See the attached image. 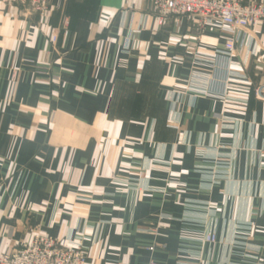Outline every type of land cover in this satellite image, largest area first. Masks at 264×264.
Masks as SVG:
<instances>
[{
  "label": "crops",
  "instance_id": "0c3cea01",
  "mask_svg": "<svg viewBox=\"0 0 264 264\" xmlns=\"http://www.w3.org/2000/svg\"><path fill=\"white\" fill-rule=\"evenodd\" d=\"M151 10L0 2V254L40 234L87 264H264V26L229 59Z\"/></svg>",
  "mask_w": 264,
  "mask_h": 264
},
{
  "label": "built area",
  "instance_id": "2783aa9c",
  "mask_svg": "<svg viewBox=\"0 0 264 264\" xmlns=\"http://www.w3.org/2000/svg\"><path fill=\"white\" fill-rule=\"evenodd\" d=\"M152 5L153 15L160 26L170 20L180 22L188 19L197 33L206 30L227 35L225 49L221 55L231 59L236 49L234 35L239 31L255 30L264 26V0H147ZM5 5H21L31 13L47 15L60 10L63 0H0ZM198 35H191L189 40L197 41ZM57 41V37L53 38ZM198 76V75H197ZM200 76V75H199ZM198 76V77H199ZM13 80L17 73H13ZM201 93L225 100L205 89ZM264 93V88L260 90ZM264 152V151H263ZM206 241L216 242L215 234L206 236ZM87 250L82 246L65 247L60 241L45 235H36L33 240L21 242L14 249L0 254V264H86ZM119 264H129L121 262ZM149 264H158L152 260ZM177 264H193L178 262Z\"/></svg>",
  "mask_w": 264,
  "mask_h": 264
},
{
  "label": "rangeland",
  "instance_id": "374dc122",
  "mask_svg": "<svg viewBox=\"0 0 264 264\" xmlns=\"http://www.w3.org/2000/svg\"><path fill=\"white\" fill-rule=\"evenodd\" d=\"M86 264H87V256H86Z\"/></svg>",
  "mask_w": 264,
  "mask_h": 264
}]
</instances>
